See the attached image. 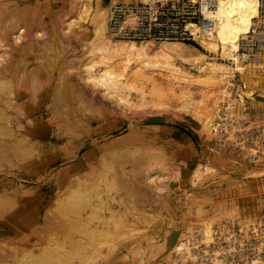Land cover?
<instances>
[{"label":"rangeland","instance_id":"obj_1","mask_svg":"<svg viewBox=\"0 0 264 264\" xmlns=\"http://www.w3.org/2000/svg\"><path fill=\"white\" fill-rule=\"evenodd\" d=\"M75 1L20 2L28 13L26 46L9 51L10 58L22 57L27 81L34 76L40 92L50 90L55 98L40 94L31 118L44 122L32 142L24 137L30 129L9 134L4 126L11 109L0 108V119L7 117L0 122V264H189L199 259L197 245L208 246L200 242L206 227L213 233L227 219L263 218L264 159L252 162L227 149L214 131L220 108L231 98L232 108L264 113L262 76L254 73L250 81L240 73L238 80L235 73L244 65L226 58L215 36L207 46L181 47L183 58L172 63L190 77L175 84L174 94L159 73L157 87L138 81L110 92L88 79L107 66L94 15L99 9L108 14L109 0L90 3L85 15L81 3L73 8ZM237 1L247 6L248 19L255 13V0H218L219 29L227 30L243 12ZM12 43L21 45L14 38ZM228 46L234 48L233 42ZM203 62L235 70L234 80L224 83L228 98L210 119L201 110L207 94H214L211 80L199 76Z\"/></svg>","mask_w":264,"mask_h":264},{"label":"bare ground","instance_id":"obj_2","mask_svg":"<svg viewBox=\"0 0 264 264\" xmlns=\"http://www.w3.org/2000/svg\"><path fill=\"white\" fill-rule=\"evenodd\" d=\"M21 1L22 0H0V48L6 47L5 51L4 52L2 51L3 53L0 54V108L2 109L3 107L4 108L9 107L11 109V113H9L8 120L6 116L1 117V118L6 117L5 120H7V122L3 119H0V122L1 120L6 122V125L4 127L7 129V131L11 136L20 135L22 131H24L25 129H30L24 137L28 138L32 142L33 140L32 135L33 132L35 131V127H40L44 122L36 118H31L32 116H34L33 110L36 108V105L40 103L39 96L43 91L40 92L42 88L35 81L34 76L29 82L27 81L28 71L26 64L23 62V58L18 57L19 59L13 60L10 58L11 54L9 53V51L13 53L14 52L19 53L23 51L24 47L26 46L23 44V41L27 36L26 35L27 31L25 30L24 25L28 23V20L26 21L25 18V16L28 13L24 11L25 9L22 7L20 3ZM94 1H97L98 4L96 5L101 4L99 3L101 2V0H76L72 6L73 8H75L78 5V3H81L80 14L83 13L85 15L87 13H90L89 12L90 9L88 5L90 3H93ZM221 1H225V0H221ZM255 4H256L255 13L253 14V16L251 15L252 17H249L248 19V16L246 17L247 14L246 9H248L247 6L245 9V7H243L244 3L242 1L235 2V7H238V9H240V11L243 12L238 13L239 14L238 17L235 20H233L231 24H229L230 26L227 25L229 28V29L227 28V30L219 29L216 24L215 31H218V34L215 35L214 34L215 31H214L211 35H209V37H204V39L202 40V44L203 42L205 43L206 41L212 43L213 38L217 36L216 38L220 40V42L217 43L222 44L221 47L223 48L222 50L223 53L225 54L224 56H226L227 54L226 58H234L236 62H239L241 64L242 62L239 61V58H235L233 53L237 50L239 40L242 37L247 36L250 27L254 24L253 19L259 16V0H255ZM244 12H246L245 15ZM248 22L251 25L247 29L246 27L248 26L247 25ZM94 23L96 25L95 33L97 34V37L100 41L98 49L101 51V60L103 64L105 63L107 64V66L104 69V71L99 72V74H95L91 72V75L88 76V79L103 85L104 87H106V90L110 92L113 91V93L119 92L124 88L131 87L132 84L138 81H142L143 83H151L153 87H157L158 82L154 77V73H159L165 77L164 79L167 82H169L171 86V90L173 92L172 94H174L175 90L173 89L175 84L177 83L179 85V83L183 81L182 79L187 78L186 80H188V78L190 77V75L187 72L183 71L181 68H177L172 63V61L175 58L183 56L181 47H183L185 43L182 42L162 43L159 44L160 47L155 53H150L149 52L150 47L156 44L147 43V42H134V41L130 42V41L113 39V37L109 33L108 14H106L104 10L99 9V11L95 13ZM224 27L226 28V25ZM19 31H21V34L18 35ZM224 31L228 33L227 38H225L224 36ZM237 33H239L240 36H238ZM12 38H14L15 42L21 43V45L19 46L16 45L17 47H15L14 43H12ZM230 42H233L234 48H229L228 45ZM204 45L207 46V42ZM16 65H20L19 68L22 66L21 69L20 70L17 69ZM198 69L200 72L199 76L200 77L202 76L204 79L207 78L211 80L210 82L213 84L212 90L214 91V94L213 95L207 94L208 100L206 104H204L201 108V110L207 116V119H210L211 117H213L212 112L214 110H217L218 106H220L221 103L219 101L221 99L228 98V95H226L227 92L224 90V85H225L224 83L231 82L234 80L233 77L235 70L230 65L225 63L210 64L207 62L201 63L198 66ZM245 69L246 68L244 66H240V65L237 68V70L240 71L241 74H244V78L250 79L251 81L252 75L254 73L250 71H245ZM258 75L262 76L261 80L262 78L264 79V74H258ZM192 82L194 81H191V84ZM248 91L250 95H252L255 92V90L251 88ZM180 93L183 94V92H179V94ZM42 94L45 96H50L52 98H55L53 92L50 90H48L47 92H43ZM178 96H181V94ZM241 98L243 97L241 96ZM183 99L185 100V102H188L186 101V98ZM27 100L31 103V106H28V104H27L28 107L26 106ZM242 104L245 106L244 103ZM1 112L4 113L3 110ZM23 118L25 119L26 123L22 122ZM15 142H17V140ZM86 156L88 157V155ZM150 168L147 170L146 175H148V179L152 180L153 174H150L151 171ZM211 228L212 227L205 228L204 236H203L204 239H202V241L200 242L202 243L204 242L207 245L209 244L223 245L224 243L221 242V239H218L216 237L215 231L212 233L213 230ZM170 235H173V233H171ZM170 235H167V240L169 239L168 241H172L174 238L173 235V238L171 240L172 236ZM227 241L230 242V239H227ZM167 245H171V242H168ZM57 246L58 249L60 248L59 250L65 252L66 248H64L65 247L64 245H60V246L57 245ZM181 246L184 245L182 244ZM180 248H181L180 246L178 249L176 248L177 249L176 251L177 252L180 251L181 250ZM43 261L45 262V259ZM213 264H224V263H222L219 260H214ZM237 264H242V263H237ZM244 264H264V259H252V260H248Z\"/></svg>","mask_w":264,"mask_h":264},{"label":"built area","instance_id":"obj_3","mask_svg":"<svg viewBox=\"0 0 264 264\" xmlns=\"http://www.w3.org/2000/svg\"><path fill=\"white\" fill-rule=\"evenodd\" d=\"M217 2L109 0V33L113 39L122 41L155 44L182 42L203 46L201 41L204 37H209L215 31ZM253 20L254 24L247 36L239 40L235 52L246 71L264 74V0H259V16ZM231 64L236 67V64ZM235 75L239 80L240 72L236 71ZM232 99L223 103L225 105H222L215 118L216 138L227 149L243 152L247 160L254 162L264 159V113H256L253 107L242 110L236 106L232 108L229 104ZM220 225L214 231L224 244L209 247L197 245L193 252L199 259L194 262L190 260L189 264H213L214 260L237 264L264 259V217L227 219Z\"/></svg>","mask_w":264,"mask_h":264}]
</instances>
